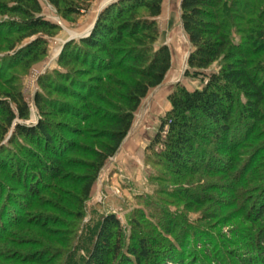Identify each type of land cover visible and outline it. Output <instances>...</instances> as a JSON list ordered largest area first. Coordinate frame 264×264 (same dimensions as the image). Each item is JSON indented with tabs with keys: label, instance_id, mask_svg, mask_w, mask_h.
I'll return each mask as SVG.
<instances>
[{
	"label": "trees",
	"instance_id": "trees-1",
	"mask_svg": "<svg viewBox=\"0 0 264 264\" xmlns=\"http://www.w3.org/2000/svg\"><path fill=\"white\" fill-rule=\"evenodd\" d=\"M48 1L55 7L63 5L65 15L80 11L65 0ZM162 3H109L101 9L91 33L73 42L70 52L66 49L65 65H78L77 75L88 82L73 79L77 88L60 84L53 89L74 99L83 113L72 111L71 104L52 102L48 108V102L37 94L40 120L33 126L15 124L16 119L29 115L24 98L10 87L0 92L4 95L0 98V133L14 127V134L31 146H20L18 154L24 159L17 155L15 162L12 157L0 159V170L21 190L27 206L44 198L48 209L82 216L99 172L128 135L142 100L162 84L171 68L167 45L155 46ZM40 12L37 0H0V18L12 15L9 26L0 30L1 37L11 40L6 51L14 49L18 41L57 28ZM180 20L190 45L184 76L197 78L202 85L192 90L177 85L168 94L169 109L148 149L157 145L155 154L183 176L201 166L207 173L213 169L229 179L235 171L240 178L250 173L245 181L255 183L248 195L251 204L242 209L252 218L248 230L237 234L244 238L240 240L244 247L257 255L254 263L264 264V0H181ZM22 52L19 62L38 59L46 53L45 39L37 36ZM214 63L219 68L209 70ZM57 78L68 80L61 73ZM59 115L78 118L83 130L68 136L62 132L66 126H56L59 122L54 118ZM210 145L215 146L209 150ZM215 155L226 159L220 170L210 167ZM207 156L209 160L204 159ZM0 188L6 193V188ZM235 194L237 197L239 192ZM237 210L239 214L240 207ZM192 235L203 241L205 232ZM124 242L119 220L104 215L81 264H114L123 249L127 253L121 259L123 264H130V257L135 263L152 260V248L143 237H135L132 245ZM211 256L214 264H227L219 253ZM169 259L185 264L183 257ZM235 259L241 261L239 256Z\"/></svg>",
	"mask_w": 264,
	"mask_h": 264
},
{
	"label": "rangeland",
	"instance_id": "rangeland-1",
	"mask_svg": "<svg viewBox=\"0 0 264 264\" xmlns=\"http://www.w3.org/2000/svg\"><path fill=\"white\" fill-rule=\"evenodd\" d=\"M37 1L41 6L39 15L56 29L18 41L10 51L5 47L11 40L0 36V92L4 93L7 87L21 92L29 115L24 120L16 119L15 124L26 126L36 125L42 116L35 103L37 94L48 102V108L54 102L66 107L71 104L74 112L83 111L74 99L55 93L53 88L60 84L67 89L77 88L79 84L73 79L80 84L88 82L77 75L78 65H65L63 58L73 49V42L78 43L91 33L102 7L117 0H65L67 5L79 7L80 11L71 15H65L63 5L55 7L48 0ZM180 1L163 0L161 14L156 18L155 46L167 45L171 68L162 84L150 90L142 100L128 135L99 172L80 218L59 211L60 208L48 209L49 202L44 198L27 206L21 190L7 181L0 170V186L7 189L3 193L0 188V264H81L102 217L107 214L119 220L126 245H132L135 237H143L152 248L151 261L135 263L130 257V264H178L170 261L171 256L185 258V264H214L210 260L215 253L226 259L227 264H256L257 255L244 247L240 241L244 238L239 235L248 230L252 218L244 215L245 209H242L251 204L248 195L253 191L254 182L245 181L250 173L240 178L235 171L229 179L213 169L207 173L201 166L183 176L155 154L157 145L148 149L160 119L169 109L168 94L177 85L188 90L202 85L201 80L184 76L190 45L180 20ZM11 16L0 18V30L9 26ZM37 36L45 39V55L30 60L29 64L24 60L19 62L20 53H25L22 50ZM218 68L219 63H214L209 70ZM57 73L68 80L58 79ZM1 93L0 98L4 99ZM74 119L61 115L54 118L59 122L56 126L67 127L62 132L68 136L83 130L84 124ZM13 129L10 127L0 133V159L12 157L15 162L17 156L24 159L18 154L20 146H31L14 134ZM213 146L210 145L209 150ZM204 159L209 160L208 156ZM225 160L215 155L210 167L220 170ZM235 191L239 192L237 197ZM188 193L198 200L188 198ZM237 207H240L239 214ZM198 230L205 232L203 241L192 235ZM125 250L114 264H123ZM194 256L197 263L192 261ZM238 256L239 262L235 259Z\"/></svg>",
	"mask_w": 264,
	"mask_h": 264
},
{
	"label": "water",
	"instance_id": "water-1",
	"mask_svg": "<svg viewBox=\"0 0 264 264\" xmlns=\"http://www.w3.org/2000/svg\"><path fill=\"white\" fill-rule=\"evenodd\" d=\"M104 6H106V4H105ZM104 6H103V7H104ZM103 7H102V8H103Z\"/></svg>",
	"mask_w": 264,
	"mask_h": 264
},
{
	"label": "crops",
	"instance_id": "crops-1",
	"mask_svg": "<svg viewBox=\"0 0 264 264\" xmlns=\"http://www.w3.org/2000/svg\"><path fill=\"white\" fill-rule=\"evenodd\" d=\"M104 5V4H103Z\"/></svg>",
	"mask_w": 264,
	"mask_h": 264
}]
</instances>
